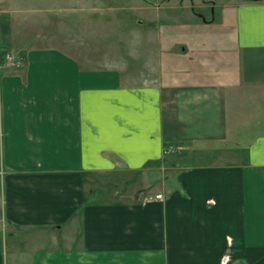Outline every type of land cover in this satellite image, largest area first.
Returning a JSON list of instances; mask_svg holds the SVG:
<instances>
[{"label": "crops", "instance_id": "obj_1", "mask_svg": "<svg viewBox=\"0 0 264 264\" xmlns=\"http://www.w3.org/2000/svg\"><path fill=\"white\" fill-rule=\"evenodd\" d=\"M165 3L155 4L151 80L130 82L145 73L126 76L124 67H81L55 47L25 49L23 68L0 70L7 225L61 222L81 201V174L138 171L170 156L182 167L185 217L208 208L237 215L242 247L264 250V0H178L172 11L183 15L165 14ZM127 213L84 207L83 251L65 263L34 250L33 264L126 251L106 223L120 226Z\"/></svg>", "mask_w": 264, "mask_h": 264}, {"label": "rangeland", "instance_id": "obj_2", "mask_svg": "<svg viewBox=\"0 0 264 264\" xmlns=\"http://www.w3.org/2000/svg\"><path fill=\"white\" fill-rule=\"evenodd\" d=\"M177 1L165 3L161 11L178 13L172 11ZM155 4L159 0H0V70L23 68L25 49L55 47L81 67H124L126 76L145 73L130 82L151 80ZM181 171L168 156L138 171L121 167L81 174V201L65 220L24 227L0 218L3 264H33L34 250L70 263L71 253L83 251L86 206L128 208L120 226L118 220L106 223L119 230L114 236L126 251L89 252L90 260L84 257L80 263L264 264V250L249 251L239 243L237 215L219 216L208 208L204 215L185 217L190 206L182 200L189 197L178 184ZM25 232L32 236H23ZM61 259L45 264H60Z\"/></svg>", "mask_w": 264, "mask_h": 264}]
</instances>
